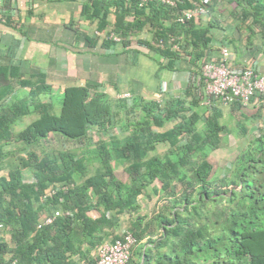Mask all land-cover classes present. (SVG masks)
<instances>
[{"label": "trees", "instance_id": "1", "mask_svg": "<svg viewBox=\"0 0 264 264\" xmlns=\"http://www.w3.org/2000/svg\"><path fill=\"white\" fill-rule=\"evenodd\" d=\"M89 1L104 13L119 12L118 46L159 54L167 69L181 60L199 72L210 60L214 21L177 22L181 10L195 6L213 17L229 5L234 42L264 57V0H175V7L143 8L133 0ZM105 25L100 18L102 31ZM46 89L39 84L29 98L0 107V264L94 262L90 255L101 243L125 232L135 240L125 264H264V95L252 96L247 116L237 101L200 108L190 89L160 104H130L96 86H71L56 115L58 96ZM224 110L248 127L236 126L241 143L229 166L216 168L210 157L227 142ZM118 166L124 181L115 175ZM49 186L59 188L46 196ZM56 211L71 215L43 225Z\"/></svg>", "mask_w": 264, "mask_h": 264}, {"label": "crops", "instance_id": "2", "mask_svg": "<svg viewBox=\"0 0 264 264\" xmlns=\"http://www.w3.org/2000/svg\"><path fill=\"white\" fill-rule=\"evenodd\" d=\"M99 6L89 0H0V107L29 98L39 84L52 95H56L53 88L62 93L71 86H96L109 97L130 104L139 100L160 104L183 96L188 89L197 95V87L188 81L191 74H197L196 68L174 60L167 69L162 67L167 60L159 54L118 46L109 35L118 36L113 28L119 12L108 9L104 13ZM214 14V18L199 19L203 26L214 21L208 43L210 60L218 61L219 50L225 46L232 68H243L255 60L264 71V57L258 51L249 52L242 42H234L236 21H223L219 13ZM102 17L106 22L103 31L99 28ZM142 37L150 35L142 33ZM47 98L49 95H41V99ZM199 107L204 109L201 102ZM127 222L124 216L121 227Z\"/></svg>", "mask_w": 264, "mask_h": 264}, {"label": "built area", "instance_id": "3", "mask_svg": "<svg viewBox=\"0 0 264 264\" xmlns=\"http://www.w3.org/2000/svg\"><path fill=\"white\" fill-rule=\"evenodd\" d=\"M129 2L131 0H124ZM138 8H143L148 3L159 2L164 5L175 7V0H133ZM206 3L208 0H204ZM205 15L202 6H195L191 9L181 10L177 17V22L183 24L190 19H200ZM113 41L119 42V37L109 35ZM173 49L177 46L172 45ZM218 61H205L197 74H191L188 81L197 87V96L200 102L209 106L213 102H221L222 105H230L237 101L243 106H247L254 95H264V71L258 67L257 61H252L240 69H234L229 65L230 52L227 47L222 46L219 50ZM129 97L125 95L124 98ZM58 186H49L45 195L49 196L58 190ZM60 215H71L70 211H56L52 216L44 219L43 225H48L52 220ZM40 227V225L38 226ZM2 225L0 224V231ZM134 238L129 233L122 234V237L112 242L105 241L95 250L94 262H81L79 264H125Z\"/></svg>", "mask_w": 264, "mask_h": 264}, {"label": "rangeland", "instance_id": "4", "mask_svg": "<svg viewBox=\"0 0 264 264\" xmlns=\"http://www.w3.org/2000/svg\"><path fill=\"white\" fill-rule=\"evenodd\" d=\"M230 6L225 4V6H223V9H222V13H221V10H218L219 11V14L221 13V20L225 21L226 17H229L227 16V13L229 12L230 10ZM206 18V14L203 16L202 20H205ZM249 55V54H248ZM157 57L159 58V56L157 55ZM252 57H250V55L248 56V59H251ZM258 59V58H257ZM57 89L56 88H53L52 91L53 93H55L58 98V103L56 105V110H55V114L56 115H59L60 114V100H61V93H58V92H55ZM55 99H56V96L54 95ZM246 111L247 113V116H248V106H246L244 108V112ZM31 117H28L26 120H24V122L20 123L21 125V128H24L30 121H31ZM241 120V119H240ZM238 121L236 117H232L229 115V112L224 110V117L221 119V123L225 124L226 126V129H225V133L227 135V142L226 144L223 145V147L221 149H218L216 151H214L213 153H211V157H210V160L211 162L216 166V168L219 166V167H225V166H229L230 162H231V159L233 157V155L236 153V150H237V147H239V143H241V139L238 138V134L236 133V126L239 124L242 125L241 126H244V127H248V122L246 121ZM200 126V124H199ZM232 130V131H231ZM163 146H158L157 147V151L158 152H161L164 150V148H162ZM115 175L121 179L122 181L126 180V175L123 173V170H122V166H118L116 171H115ZM152 202L148 203L147 205L149 207L152 206ZM124 227H119L117 229V232L119 233V235L124 231Z\"/></svg>", "mask_w": 264, "mask_h": 264}]
</instances>
